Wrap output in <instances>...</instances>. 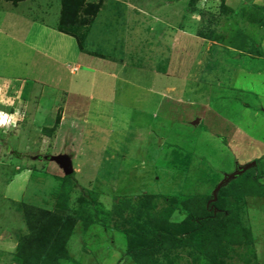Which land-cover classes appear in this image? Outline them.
Wrapping results in <instances>:
<instances>
[{"label": "rangeland", "instance_id": "374dc122", "mask_svg": "<svg viewBox=\"0 0 264 264\" xmlns=\"http://www.w3.org/2000/svg\"><path fill=\"white\" fill-rule=\"evenodd\" d=\"M9 1L17 6L24 0ZM88 1L98 4L100 12L109 1L121 0ZM129 1L133 9L147 13L143 24L138 23L143 28L129 32L124 46L106 44L108 54L100 53L105 60L118 61L119 79L132 84L126 94L120 93L123 103L81 98L75 86L68 91L32 86L29 98L15 84L0 86L1 112L17 115L14 126L0 127V264H23L18 251L32 232L27 206L78 218L69 257L61 264H135L122 251L126 219L119 217L116 206L138 207L151 195L145 201L153 203L151 210L162 213L177 235L176 225L187 217V201L193 196L208 201L213 215L230 214L242 226L237 241L227 237L203 249L194 244L164 248L157 255L162 264L173 258L175 264H264V189L239 196L227 189L222 205L212 204L221 187L237 177L230 176L219 188L226 176L256 159L260 162L249 173L258 174L264 185V0ZM49 2L57 11L52 22L59 18V26L62 0ZM80 16L90 17L82 11ZM93 18L77 22L68 33L82 35ZM159 30L166 48L148 38ZM19 48L0 39L1 80L27 76L26 66L17 62ZM78 68L70 65L73 72ZM146 72L159 85L150 82L142 90L137 80H146ZM146 95L150 98L143 101ZM68 98L78 105L76 110H65ZM87 121L100 129L92 131ZM79 124L81 129H75ZM60 156L68 158L69 173L57 160ZM94 198L106 211L104 222L94 220ZM126 208L127 217L133 211ZM245 229L250 242L242 238Z\"/></svg>", "mask_w": 264, "mask_h": 264}, {"label": "crops", "instance_id": "0c3cea01", "mask_svg": "<svg viewBox=\"0 0 264 264\" xmlns=\"http://www.w3.org/2000/svg\"><path fill=\"white\" fill-rule=\"evenodd\" d=\"M23 6L28 10L24 12ZM133 7H135L134 3L129 0L116 1L113 4L109 1L108 8L98 12L91 23L82 28V35L75 36V33L69 34L59 30V18L52 22V17L57 18L55 15L57 11L51 7L49 0H24L17 6H13L9 0H0L1 42L13 41L17 43L20 46L17 54L18 65L24 64L29 70L26 69L27 76L11 75L6 76L3 80H1L3 77L1 76L0 86L4 85L11 88L15 84L17 92L26 98H29L30 92L28 89H32V86H54L55 89L61 91L63 89L70 90L72 86H75V90H78V93L81 92L79 95L81 98L87 97L93 102H102L103 99L105 102L111 101L118 105L123 103L119 102L120 93L126 94L128 89H131L129 87L132 84L128 80V82L123 83L122 79H119L117 72L120 64L118 61L105 60L100 53L108 54L109 51L105 50L106 44L111 43L113 47L117 44L124 46L123 39L126 36L129 37V32L133 34L134 31L143 28L141 19L147 13L143 10L133 9ZM131 12L141 15L139 20H135ZM115 22L120 23L114 25ZM140 22L142 23L138 24ZM161 25L165 27L168 24L161 23ZM173 32L174 30L171 29L170 35H173ZM178 32L180 33V31ZM163 36V31L159 30L156 35L148 36V38H152L153 44L156 42L157 47L163 45L166 48ZM83 37L84 39H82ZM174 47L175 45L172 46V48ZM144 63L146 62L144 61ZM71 64L79 67L77 72L70 69ZM163 64L165 63L163 62ZM21 67L22 70L25 69L20 66L19 70ZM146 74V80H144V77L137 80V83L141 86L140 89L143 90V88L150 85V82L152 84L156 82L159 85V82L155 78L153 79L151 73L146 72L144 76ZM74 75H77V77L71 82ZM103 91L105 97L102 95ZM78 93L74 92V95H78ZM70 97L73 98V96ZM148 97L146 95L142 100L144 101ZM72 98H68V102L65 103L66 111L78 108ZM150 100L154 101V99ZM74 103L75 105L72 107L71 104ZM26 108H24V112L28 111ZM96 108L98 107L95 106L93 110H90L93 112ZM143 110H146V108H143ZM143 110H140V113L146 114V111ZM66 115L65 113L64 116ZM89 122L87 121L85 124H92V131L96 132L100 129L99 124ZM78 127L81 129V124L74 128L77 129ZM84 132L86 133V128Z\"/></svg>", "mask_w": 264, "mask_h": 264}, {"label": "trees", "instance_id": "16d2710c", "mask_svg": "<svg viewBox=\"0 0 264 264\" xmlns=\"http://www.w3.org/2000/svg\"><path fill=\"white\" fill-rule=\"evenodd\" d=\"M86 6V7H85ZM84 12L90 17L83 18L80 13ZM99 11L98 4H94L88 0H62V15L59 24L60 30L64 32H72V28L77 22L87 23L91 17L97 15ZM17 116V115H16ZM48 135V130H43ZM181 150L183 147H179ZM190 150V149H189ZM185 151L189 155L192 151ZM192 157V156H191ZM257 164L260 159H256ZM252 169H248L240 175H237L234 181L227 186L221 187L218 198L212 202L215 207L222 205L223 197L227 194V189L234 192V196L240 193L261 192L264 185L259 180L258 174L249 173ZM249 175H246L248 174ZM154 196H144L141 205L138 207H130L128 203L124 206H116L117 214L123 221L124 235L126 237V249H122L125 255L133 259L135 264H162L161 259L157 255L164 248L182 247L184 245L194 244L195 247L203 249L209 246L215 239L238 240L241 237L242 226L235 217L230 214L213 215L214 210L207 207V202L199 196L189 197L188 215L184 220L176 225L173 233L166 226L167 220L162 213L157 214L151 209L153 203H147ZM222 200V201H221ZM95 201V202H94ZM95 205L93 209L94 220L96 222L106 221V211L103 205H96V199L93 200ZM126 207L131 208L133 213L125 216ZM213 210V211H212ZM26 219L32 228L27 244L22 246L18 251L19 260L23 264H61L62 260L69 257L68 243L74 228L78 222V218L73 215L66 214L62 211H50L35 206L26 207ZM163 216V217H162ZM165 218V219H164ZM93 219V218H92ZM172 225V224H171ZM243 239L250 242L251 233L249 229H245ZM109 247V244L107 245ZM175 258L170 259L167 264H175Z\"/></svg>", "mask_w": 264, "mask_h": 264}, {"label": "water", "instance_id": "95a60500", "mask_svg": "<svg viewBox=\"0 0 264 264\" xmlns=\"http://www.w3.org/2000/svg\"><path fill=\"white\" fill-rule=\"evenodd\" d=\"M199 120H200V119H198L197 122H199ZM197 122H196V123H197ZM57 160H58L60 163L63 164V166H64V168L66 169L67 173H69V172L72 170L68 158H65V157H63V156H62V157L60 156V157L57 158ZM254 164H257V161H256V160H254V161L248 163L247 165L243 166L242 168H238L233 174L226 176L225 180H224L223 182H221V183L218 185L219 188H220L223 184H225L227 181H229V180L232 178V177L230 178V176H237V175H240V174H242L243 172H245L246 170H248V169H249L251 166H253Z\"/></svg>", "mask_w": 264, "mask_h": 264}, {"label": "clouds", "instance_id": "9594fccd", "mask_svg": "<svg viewBox=\"0 0 264 264\" xmlns=\"http://www.w3.org/2000/svg\"><path fill=\"white\" fill-rule=\"evenodd\" d=\"M0 102H3L2 98H0ZM15 123H16V116L14 115L9 116L7 113H3L0 110V127L8 126L10 124L14 126Z\"/></svg>", "mask_w": 264, "mask_h": 264}]
</instances>
